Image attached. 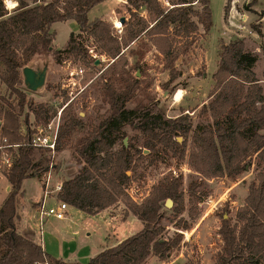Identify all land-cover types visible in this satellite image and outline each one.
Wrapping results in <instances>:
<instances>
[{
	"label": "trees",
	"instance_id": "16d2710c",
	"mask_svg": "<svg viewBox=\"0 0 264 264\" xmlns=\"http://www.w3.org/2000/svg\"><path fill=\"white\" fill-rule=\"evenodd\" d=\"M16 1L9 11L4 0H0V84L5 89L0 92L1 137L9 143L19 142L23 123L27 131H33L55 113L51 104L27 97L20 86L22 67L34 56L48 52L56 60L62 55L92 60L90 47L77 35L86 32L95 41L93 50H100L110 58L100 72L99 87L108 103V113L84 131L82 120L73 112H65L55 150L73 142L76 168L71 176L62 179L57 197L88 214L122 201L125 212L133 213L142 226L87 261L67 260L45 251L39 242L16 229V198L22 193L24 178L42 177L51 169L49 164L52 167L55 164L46 149L21 144L13 150L10 168L2 170L9 190L0 203V264H142L151 254L167 258L182 241L183 230L191 227L189 219L182 215L185 210L182 176L163 175L139 200L127 189L132 177L126 171L136 176L143 156L151 154L149 161L153 162L158 151L169 149L179 152L181 157L188 151V164L204 179L235 178L247 168V158H256L261 166L235 211L234 221L231 216H224L229 213L227 208L220 214L218 232L222 245L214 254V264H264V94L254 71L257 55L245 49L243 38L221 44L210 98L200 108L211 121L193 125L187 113L166 117L163 111L139 98L134 106H127L140 86V78L127 68L128 56L134 58L131 66L137 68L145 53L155 47L169 69V79L163 83L166 87L179 74L173 63L178 56L174 49L176 37L187 38L199 26L208 32L212 26L209 0H171L168 6L159 0H127L128 17L118 15L124 17L120 33L112 21L90 16V9L103 0ZM141 8L146 14H141ZM69 19L76 21L78 32L70 31L66 46L59 49L54 44L56 31L52 24ZM254 28L262 32L260 24ZM125 124L133 125L144 135L142 146L133 151L124 144L113 148ZM177 135L182 137L181 141L176 139ZM201 182L194 179L186 188L198 201L208 194V189L198 188ZM167 197L173 200L170 208L164 207ZM187 211L189 218H194L195 207ZM164 220L175 225L172 235H164Z\"/></svg>",
	"mask_w": 264,
	"mask_h": 264
},
{
	"label": "rangeland",
	"instance_id": "374dc122",
	"mask_svg": "<svg viewBox=\"0 0 264 264\" xmlns=\"http://www.w3.org/2000/svg\"><path fill=\"white\" fill-rule=\"evenodd\" d=\"M159 1L163 6H168L171 0ZM4 3L11 11L17 1L4 0ZM209 4L213 22L210 30L204 31L199 26V29L187 38L176 37L174 49L178 51V56L173 63L179 74L166 87L163 83L169 79V69L166 67L162 54L155 47H151L145 53L137 68L131 66L134 58L128 56L127 68L140 78V86L137 88L134 98L127 102V106H134L139 98L143 102H150V106H153L155 110L163 111L166 117L187 113L191 117L193 125L197 122L211 121L208 114L200 112V108L210 98L209 92L214 85L212 74L217 67L221 44L236 37L243 38L245 49L257 55L258 60L255 62L254 70L264 82V0H209ZM127 6V0H104L90 9L89 14L108 19L115 26L114 22H119V14H126L128 17ZM116 7H119V12L115 11V14L110 12L108 16V12ZM141 14H146L144 8H141ZM257 24H260L261 33L254 28V25ZM122 27L121 23L120 28H116L118 33L121 32ZM52 28L56 31L54 44L57 48L62 49L67 44L69 32L76 29L77 24L68 20H59L52 24ZM77 35L78 39L88 47L95 46L94 39L86 32H78ZM99 51L95 50L98 55L96 59H99V62H94L89 58L87 60L74 59L64 55L60 60H56L49 52L34 56L26 65L34 68L37 72H42L44 81L32 89L24 82L22 75L20 86L25 90L27 97L32 98L35 102L42 101L51 104L52 110L56 113L65 103V99L69 97L66 95V90L61 87L66 74L64 60L69 58L72 60L71 62L81 64L84 68L81 88L77 92L74 91L72 100L61 110L60 123L66 113L73 112L82 120L85 131L108 113V103L103 100L99 87L100 71L108 64L110 58ZM76 87L79 88L78 85ZM178 90L182 91V96L179 100H175L173 95ZM0 92H5L2 84H0ZM29 120L30 123H33L32 114H30ZM24 126L23 123L22 131ZM262 130L264 131V128ZM122 131L123 134L116 139L113 148H119L124 144L133 151L135 147L142 146L144 135L138 128L125 124ZM188 139L190 140V136ZM144 153H146L145 150ZM46 154L50 155L51 162L55 164L54 167L51 166L48 185V188L53 189L56 183L75 172L73 142H68L54 152H46ZM156 155L157 158L153 162L149 161L151 154L143 156L142 165L139 166L136 176H133L128 170L132 180L128 182L127 189L136 199L140 200L148 193L152 184L163 175L167 173L181 175V188L185 190V210L182 215L189 219L191 227L183 230L182 241L171 249L167 258L160 259L157 255L151 254L142 264H214V254L222 245V239L218 232L221 223L220 214L227 208L229 213H224V216L229 215L234 221L235 211L243 203L248 192V185L255 179L256 172L261 165L252 156L246 159L247 168L235 178L216 176L204 179L188 164V151H186L185 157H181L179 152L174 153L171 149L160 150ZM197 178L202 180L198 188L208 189V194L199 201L186 191L189 182ZM45 179L43 175L42 177L25 178L21 186L23 198L36 195L41 191L40 188ZM51 194L46 197V203H54L58 198L57 191H53ZM17 197L23 203V198L19 195ZM191 206L195 207L196 213L192 219L189 218L187 211ZM164 207L170 208L165 205ZM125 210V204L118 201L94 215H88L68 204L66 220L58 222L53 228L64 238L73 239L74 242L70 243V246L78 247L81 243H87L96 250L97 248L100 250V248L115 243L122 236L141 228V221L133 213L125 212ZM52 218L54 219V217H49V219ZM163 222L166 225L164 235H172L175 230L173 222L168 220ZM38 226V223L34 224L37 232L39 231ZM48 228L49 224L44 223L43 230ZM70 246L65 243L63 247L67 251Z\"/></svg>",
	"mask_w": 264,
	"mask_h": 264
},
{
	"label": "built area",
	"instance_id": "2783aa9c",
	"mask_svg": "<svg viewBox=\"0 0 264 264\" xmlns=\"http://www.w3.org/2000/svg\"><path fill=\"white\" fill-rule=\"evenodd\" d=\"M115 24V23H114ZM121 22L119 21V25H115L116 28H120ZM90 58L92 60H96L97 53L93 50L92 47L88 49ZM71 59H65V81L61 83L62 89L66 90V95L69 97L65 99V103L60 109L54 113L45 124H40L35 126L33 131H27L25 128L22 131L20 128V133L22 138L19 142H7L5 137H1L0 140V170L7 171L13 163L14 155L13 150L16 149L19 145L25 144L28 146H32L35 148H43L48 152L55 151L57 132L60 125V112L64 106L68 104L74 97V91L77 92L81 87V78L83 76L84 68L81 64H75L71 62ZM104 68V67H103ZM102 68V69H103ZM101 69V71H102ZM100 71V72H101ZM78 85L79 88L76 87ZM52 166V163L49 164ZM45 176L44 180V189L42 200L37 206V223L39 227L40 234L43 230V223L46 218L54 217L56 219H64L67 217V208L68 202L55 198L56 201L54 203H46L45 198L52 195L51 192L59 191L61 188V181L54 185V188H48L49 178H50V169L43 173ZM134 197V196H133ZM135 198V197H134ZM136 199V198H135Z\"/></svg>",
	"mask_w": 264,
	"mask_h": 264
},
{
	"label": "crops",
	"instance_id": "0c3cea01",
	"mask_svg": "<svg viewBox=\"0 0 264 264\" xmlns=\"http://www.w3.org/2000/svg\"><path fill=\"white\" fill-rule=\"evenodd\" d=\"M110 12H113L115 14V11L111 10L108 12V16L110 15ZM68 21L76 23L75 20L69 19ZM77 28H78V25H77ZM77 28L73 29L72 31H77L78 30ZM257 60H258V57H257ZM256 76L259 78V81L263 87V94H264V82L262 81V78L259 77L257 74H256ZM0 140H1V135H0ZM42 188H43V186L40 188V190L42 192L39 191L36 195L34 194V195L26 196L27 199L25 197L23 198L24 195H23V190H22V193L19 195V197L23 198V203H21L22 201L20 199H18V197L16 198V213H15L16 229L21 233L28 234L32 239L39 242L45 251H47L48 253H50L51 255H53L55 257H62L63 259H67V260L85 261L86 258L94 255L97 252V250L99 251L98 248L96 250L93 246H91V245L89 246V244H87V243H81L78 245V247H73L74 245L70 246V243L74 242L73 239L70 237L67 239L64 238L63 236L59 235L56 232V230L53 228L54 225L57 224L58 222L65 221L66 220L65 218L64 219H55V218L49 219V217H48L45 219L44 223H48L49 228L46 230H42L41 234L39 231L37 232L35 230L34 224L37 223V206L40 203V201L42 200V196H43ZM8 190H9V183H8L7 177L0 170V203L5 198ZM45 199H47V198H45ZM69 206H72L74 209L80 210L81 212L85 213L81 209H79V208H77L71 204H69ZM85 214H88V213H85ZM88 215H94V214H88ZM132 216H133V214H132ZM125 236H127V235L122 236L117 241L124 238ZM65 243L69 244V246H70L67 251L63 247ZM115 243H113V244H115ZM101 249L102 248H100V250Z\"/></svg>",
	"mask_w": 264,
	"mask_h": 264
},
{
	"label": "water",
	"instance_id": "95a60500",
	"mask_svg": "<svg viewBox=\"0 0 264 264\" xmlns=\"http://www.w3.org/2000/svg\"><path fill=\"white\" fill-rule=\"evenodd\" d=\"M124 17L121 16L119 21L122 23ZM95 62H99V59H96ZM22 75L24 82L30 86L32 89L36 88L37 86L41 85L44 81V76L42 72H37L34 68L24 65L22 67ZM176 139L181 141L182 137L177 135ZM147 150L145 149V152ZM128 173V170L126 171ZM164 205L167 207H171L173 205V200L170 197L165 199Z\"/></svg>",
	"mask_w": 264,
	"mask_h": 264
},
{
	"label": "bare ground",
	"instance_id": "6f19581e",
	"mask_svg": "<svg viewBox=\"0 0 264 264\" xmlns=\"http://www.w3.org/2000/svg\"><path fill=\"white\" fill-rule=\"evenodd\" d=\"M114 23H115V25H119V22L118 23L117 22H114ZM181 96H182V91L181 90H178L177 92L174 93L173 99L179 100L181 98Z\"/></svg>",
	"mask_w": 264,
	"mask_h": 264
}]
</instances>
